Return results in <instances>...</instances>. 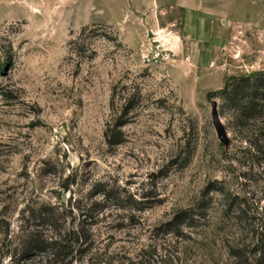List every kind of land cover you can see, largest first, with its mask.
I'll list each match as a JSON object with an SVG mask.
<instances>
[{"label": "rangeland", "instance_id": "374dc122", "mask_svg": "<svg viewBox=\"0 0 264 264\" xmlns=\"http://www.w3.org/2000/svg\"><path fill=\"white\" fill-rule=\"evenodd\" d=\"M3 63L0 264H46L29 211L80 221L66 264H237L264 231V154L213 94L264 71V0H0Z\"/></svg>", "mask_w": 264, "mask_h": 264}, {"label": "trees", "instance_id": "16d2710c", "mask_svg": "<svg viewBox=\"0 0 264 264\" xmlns=\"http://www.w3.org/2000/svg\"><path fill=\"white\" fill-rule=\"evenodd\" d=\"M5 66V63L1 64L0 71ZM213 94L226 100V105L235 118L233 122L238 130L239 138L247 144L244 152L264 154V71L230 77L223 88ZM130 107V101H127L123 114H126ZM121 118L122 116L119 117ZM122 124L124 123L116 124L115 128L118 129ZM108 139L111 144L120 142L115 138L111 139L110 136ZM111 192L112 190L103 189L100 194L108 200ZM126 196L136 204H142L146 197L141 193L138 195L128 193ZM28 213L25 222L31 228L27 229L25 246L20 251L21 258L30 259L37 254H44L47 257L46 264H66L65 260L69 255L79 252L81 246L79 242L86 240L80 221L68 230L59 228L55 233L48 235L43 232L42 215H35L33 211ZM188 213L189 211H183L181 220L192 216V213ZM95 216L98 217L99 212ZM175 222L180 223L177 217L173 218L169 224ZM229 253L237 264H264V231L261 232L260 237L255 239L251 237L247 242L229 246Z\"/></svg>", "mask_w": 264, "mask_h": 264}, {"label": "water", "instance_id": "95a60500", "mask_svg": "<svg viewBox=\"0 0 264 264\" xmlns=\"http://www.w3.org/2000/svg\"><path fill=\"white\" fill-rule=\"evenodd\" d=\"M212 107H213V114H214V117H215V119H217V109H216V103L214 102L213 104H212Z\"/></svg>", "mask_w": 264, "mask_h": 264}]
</instances>
